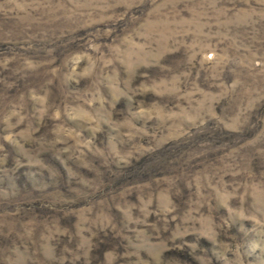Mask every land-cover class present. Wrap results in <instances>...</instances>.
Segmentation results:
<instances>
[{"label": "rangeland", "instance_id": "obj_1", "mask_svg": "<svg viewBox=\"0 0 264 264\" xmlns=\"http://www.w3.org/2000/svg\"><path fill=\"white\" fill-rule=\"evenodd\" d=\"M0 264H264V0H0Z\"/></svg>", "mask_w": 264, "mask_h": 264}]
</instances>
